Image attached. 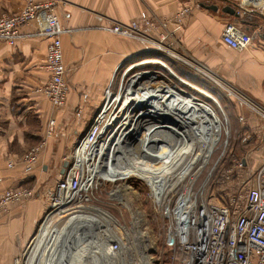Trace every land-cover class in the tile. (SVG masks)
Wrapping results in <instances>:
<instances>
[{
  "label": "built area",
  "instance_id": "2783aa9c",
  "mask_svg": "<svg viewBox=\"0 0 264 264\" xmlns=\"http://www.w3.org/2000/svg\"><path fill=\"white\" fill-rule=\"evenodd\" d=\"M25 1L26 4L19 13L0 17V42L14 45L30 37L49 40L45 68L50 74V79L39 92L48 98L54 107L62 108L67 103L70 93V85L66 79L68 69L64 61L62 36L70 30L59 20L56 0ZM241 6L245 13L263 11L264 0H242ZM191 11V7L186 6L174 18L160 26L155 25L154 20L143 13L139 20L131 24L111 22L104 29L152 45L155 51L165 53L164 55L171 60L196 69L189 64L186 56L177 54L176 50H165L162 45L167 41L178 40L176 33L183 28ZM236 14L241 15L239 11H236ZM34 22L37 24L36 29L33 32H24V28ZM169 23L175 26L174 31L168 27ZM152 31H158L157 38L150 35L149 32ZM222 40L233 50L245 53L253 47L255 37L253 38L244 26L231 22L226 24ZM170 45L173 46L172 43ZM125 69L128 74L132 65H127ZM131 80L122 88L124 93L119 92L116 101L113 96L106 98L86 133L79 140L75 152L84 147L87 139L91 141L98 137L105 139L112 135L116 140L125 141L127 150L123 156L127 159L126 165H131L135 170L131 168L127 174H121L110 169V175L108 177L106 175L103 181L107 179L117 181L120 177H128L133 178L131 180L134 183L140 181L147 186L154 205L161 212H165L170 221L169 233L183 251L182 264H264V161L257 171L246 179L241 175V172L247 169L246 160L235 162L231 170L223 168L222 158L224 159L230 144L224 122L219 115V139H216L218 132L210 131L203 134L202 141L200 139L193 142V150L187 155L189 158L199 156L193 164L178 160L176 154L178 137L167 129H160L159 133L156 129L149 132L153 136L148 138L147 143L152 140L156 144L154 152L144 147L131 149L128 145L131 139L136 142L144 137L142 134L143 137L137 138L135 134L148 129V125L143 128L138 125L146 122L135 121L131 124L130 116L121 108V102L124 101ZM223 88L260 121L264 135V105L227 82L223 81ZM115 102L120 103L118 108L114 106ZM240 120L243 124L246 123L244 116H241ZM154 122L148 124H153L154 128L164 125L161 123L163 119H156ZM54 128L55 121H51L46 139L53 135ZM254 136L258 137L259 132L247 131L243 141L248 143ZM145 137L142 142H145ZM162 142L167 146H161ZM255 142L258 144L257 139ZM211 143L214 145L209 152ZM45 146L46 140L25 155L23 162L27 173L34 168ZM261 146L264 150V139ZM221 148L222 157L220 156L219 160L210 166L214 155ZM75 152L74 163L68 166L61 179L56 182L36 232L23 256L17 259L15 264H153L155 243L152 232L149 228H139L136 221L131 222V227L125 221L124 224L119 222V226L115 228L117 224L111 217L112 223L109 224L107 215L105 217L108 219L99 216L102 226L97 224L93 228L88 227L85 233L82 232L80 235L82 216L95 215L85 210L91 209L88 207L94 202L95 192L99 190L102 179L94 180L87 161H78ZM221 170L223 172L220 176ZM232 176L231 186L223 188V196L215 199L213 186L229 183ZM93 182L94 185L98 182V185L91 187ZM110 196L115 194L112 193ZM33 198H35L33 189L6 191L0 195V214L8 211L14 204H24ZM103 219L105 220L102 221ZM85 242L86 246H91L92 261L79 259L80 252L77 248L82 246V250Z\"/></svg>",
  "mask_w": 264,
  "mask_h": 264
},
{
  "label": "crops",
  "instance_id": "0c3cea01",
  "mask_svg": "<svg viewBox=\"0 0 264 264\" xmlns=\"http://www.w3.org/2000/svg\"><path fill=\"white\" fill-rule=\"evenodd\" d=\"M56 1L59 20L70 30L62 36L70 85L65 106L54 107L39 92L50 79L45 68L48 39L30 37L14 45L0 42V194L8 188L36 184L35 198L0 214V264H15L23 256L49 204L51 186L61 179L68 154L104 104L115 73L148 58L147 43L108 32L104 28L111 22L131 24L146 13L160 26L184 7H191L177 39L193 56L217 58L223 78L264 105V10L245 13L242 0ZM25 4V0H0V17L19 13ZM227 7L241 15L225 13ZM231 22L244 26L255 37L248 52H238L223 42L222 33ZM36 27L31 23L24 32ZM168 27L175 29L173 23ZM149 33L158 37V31ZM244 112L257 121L251 112ZM51 121H55L54 133L46 139ZM44 140L46 146L33 172L26 173L22 157Z\"/></svg>",
  "mask_w": 264,
  "mask_h": 264
},
{
  "label": "rangeland",
  "instance_id": "374dc122",
  "mask_svg": "<svg viewBox=\"0 0 264 264\" xmlns=\"http://www.w3.org/2000/svg\"><path fill=\"white\" fill-rule=\"evenodd\" d=\"M171 43L173 44V46L170 45ZM162 45L165 50H176L177 54L186 56L190 62L189 64L196 69H193L187 64L181 63L179 61L171 60L169 57L164 55L165 53L155 51L152 45H148V58L133 62L131 72H129L128 74L127 72H125V68H127V65L125 66V68L120 69L115 73L111 82V87L106 92V98H109V96H113L114 101H116L120 93H124V90H122V88H124L133 77L137 75L152 74L155 75L156 80L151 81V79L148 78L147 80H149V82L146 85L157 89H165L168 92L170 91L169 93H173L176 90H182L189 97L203 101L210 112L216 115L218 123L220 119L222 122H224L226 132L228 134L230 146L227 149L224 159L222 158L224 162L223 168H225V170H231L235 162L246 160L247 172H241V175L243 179H246L248 177L250 178L264 161V150L261 149V142L264 139V135L262 134V124L258 121L257 118L256 122L250 119V116H248L250 114H246L244 112L249 110H247L244 106L242 107V105L236 99H234L225 91V89L223 88V81L229 84L231 83L223 78V67H221V64L219 63L217 58H207L205 60V58L200 59L196 56H193L187 51L180 40H177L176 42L167 41L162 43ZM143 79L142 81L144 83L145 79ZM149 102L152 103L153 101ZM157 103L159 104V102ZM163 103L165 104L166 102L163 101ZM158 104L155 107H159ZM168 104L170 105L168 106V111L172 112L173 108L170 103ZM114 106L118 108V106H120V103L115 102ZM150 108L151 107L148 105L147 109L151 110ZM156 113L157 112L152 110L149 111V115H154ZM172 114L174 115L176 124L179 122L176 117L179 118L180 123H184L183 129L186 132L195 129L193 125L190 126L191 117L185 114L183 110L176 109L172 112ZM241 116L245 117V124L241 122ZM174 118L170 116L168 117V120ZM135 121L138 122L137 119H132L131 124H133ZM154 121H156V119L153 121H149V123H155ZM185 122L188 124L185 125ZM175 126L181 127L178 124ZM175 126H170L169 124L168 127H166L165 125V128L162 129L161 127H158L156 128V131L159 133L160 129H167L169 132H174L178 137L177 153H182L187 150L188 147H186L185 142L180 135V131ZM216 129L218 128H215L213 131H215ZM247 131L249 133L253 131L259 132V136H254L248 143L244 142L243 138ZM196 132H199V130L196 129ZM139 133L140 131L136 133L135 137H137ZM255 139L258 140V144L255 142ZM122 142L125 141H120L119 139L115 141V143L119 145L120 150L124 151L123 149L127 148V145L126 143L123 144ZM138 143L139 142L136 143L131 139L128 145L129 147H137L141 145H138ZM151 143H153L152 140L149 143H146V147L150 148V150L154 152V149L157 146L155 143L154 145ZM161 146L165 147L167 145L162 142ZM34 147H32L29 151H31ZM222 151L223 148L217 151L210 166L214 162L219 160L220 156L222 157ZM74 152L75 150L71 154H68V156H70L66 160L69 161L70 166L75 161L73 158ZM25 155L22 157V159L25 157ZM114 155L116 158L119 154L114 153ZM33 169L34 168H32L29 173L33 172ZM222 172L223 170H221L220 176ZM110 173V171L107 172V177L110 175ZM233 174H235V172ZM112 175L113 173L111 174V177ZM131 179L133 178L120 177L117 181H110L109 179H107L106 181L102 180L101 184L99 185V190L95 192V199L93 198L94 202L91 203L89 207H86L93 208L95 210L99 209L102 211V213H105L108 217H111L117 224L115 226L113 225L115 228L119 226V222L124 224V221L129 227H131V222L136 221L139 228H149L152 232L153 241L155 243V247L153 250V257L155 262L153 264H182L183 251L178 245L176 239L169 233L171 224L167 216H165L166 213L161 212V210H159L157 206L154 205L155 203L148 194L147 186L140 183V181L138 183H134ZM232 182L233 176L230 178L229 183L213 186L214 195L216 196L215 199L217 197L220 198L221 196H223V188L230 187ZM35 187L36 184L31 182V184L29 183L24 187L8 188L4 192L11 190L17 191L19 189L25 188L34 190ZM51 187L53 189V187H55V184ZM112 193H114L115 196H110V194ZM117 196H121V198H118ZM9 211L10 209L2 214H6ZM85 211L89 210L86 209ZM111 223L112 222H109V224ZM28 254L29 252H27L26 254L27 258Z\"/></svg>",
  "mask_w": 264,
  "mask_h": 264
},
{
  "label": "bare ground",
  "instance_id": "6f19581e",
  "mask_svg": "<svg viewBox=\"0 0 264 264\" xmlns=\"http://www.w3.org/2000/svg\"><path fill=\"white\" fill-rule=\"evenodd\" d=\"M143 78L145 79L144 83L142 81ZM148 78H150L151 81L156 80L155 75H152V74L139 75V76H135L134 78H132L129 88L126 90L127 92H126V95L124 96V101L122 102V105H121V108H123L124 113L130 116L131 118L130 121L132 119L134 120L137 119L141 123L146 122L142 125L138 124L140 128H143L144 125L146 124L148 125V129H146L145 131L140 130V133L138 135L139 138L142 136V134L144 137L146 136L145 142L141 141L144 138L142 136L143 138L140 141H136V143L139 142L138 145L139 144L141 145L137 147L130 146V148L131 149L133 148L141 149L142 147L148 148L146 147L148 138L149 137L151 138V136H153L149 133L151 132V130L156 129L158 127L165 128V125L166 127H168L169 124L170 126H175L178 124L181 127H177V126L175 127L180 131V135L183 138L185 145L186 147H188L189 150L187 149L182 153L180 152L176 153L177 158L180 161L185 160L187 162H190L191 164L195 163L197 159L199 158V156H196L194 158H189L187 156L193 150L191 148L192 143L198 142L202 138L204 133L207 134L208 132L213 131L215 128H218L215 131L218 132L216 139H219L220 123H218V120L216 119V115L210 112V110L205 106L204 103L198 101L197 99H193L189 97L182 90L175 89L176 90L175 92L169 93L170 91L168 92L165 89H157V88L146 85L149 82V80H147ZM149 101L151 102L153 101V102L150 103ZM163 101L166 103L164 104ZM157 102H159V104ZM168 103L171 104L173 111L176 109H179V110H183L185 114L189 115V117H191L190 126L193 125L195 129L186 132L183 129L184 123L183 122L180 123V120L178 117L176 118L179 122L176 124L174 115L172 114L173 111L172 112L168 111V106H170ZM157 104L159 105V107H155L157 106ZM148 105L151 107L150 109L152 111H155L157 113L154 115H149V111L151 110L147 109ZM170 116L174 119L168 120V117ZM155 119H163V122L161 123H163L164 125L157 126L156 128H154L153 124H148L149 121L155 120ZM167 122H170V123H167ZM187 124L188 123L185 122V125ZM196 129L199 130V132H196ZM202 140L203 139H201L200 141ZM115 141H116V138L114 136L112 137V135H108L105 139H101V137H98L96 140H92V141L87 139V142L84 145V147H82V149L79 150L77 153L75 152L78 161L80 162L87 161L88 166L92 169L94 180L100 179V178L103 180L106 177L107 172L110 169L115 170L116 172L121 173V174H127L131 168L134 169L131 165H126L127 159L124 158L123 155L125 154V151L127 150V148L123 149L124 151H121L119 145H117ZM151 144L154 145V143H151ZM213 145H214L213 143L210 144L209 152L212 149ZM114 153H117L119 155L115 158ZM126 166L128 167L126 168ZM97 185H98V182H96L95 185L93 182L91 187L93 186L95 187ZM117 197L121 198V196H117ZM91 212H93V214H95L96 216L95 215H83L82 216V222H81L82 231L80 232V235H82V232L85 233L88 227L93 228L97 226V224L99 226H102L100 223L101 222L100 218L108 217V216L105 217L106 214L102 213V211L99 209L95 210L91 208L89 209L88 213L90 214ZM108 218L107 219L109 221H107V223L110 222L111 220L110 217ZM104 220L105 219H103L102 221ZM106 227L109 228L108 225H106ZM81 248L82 246H79V248H77L78 251L80 252L79 259L81 260L83 258L85 259V261L87 259L92 261L93 260L92 252L90 251L91 246L90 245L86 246V242H85V247L82 250Z\"/></svg>",
  "mask_w": 264,
  "mask_h": 264
},
{
  "label": "water",
  "instance_id": "95a60500",
  "mask_svg": "<svg viewBox=\"0 0 264 264\" xmlns=\"http://www.w3.org/2000/svg\"><path fill=\"white\" fill-rule=\"evenodd\" d=\"M208 9H212V10H217L218 8L216 6H207ZM225 13H228V14H231V15H236V12L234 9L230 8V7H227L223 10ZM84 136V135H83ZM82 136V137H83ZM81 137V138H82ZM80 138V139H81ZM69 166V161H66L65 164H64V168H63V173L65 172V170L68 168Z\"/></svg>",
  "mask_w": 264,
  "mask_h": 264
}]
</instances>
